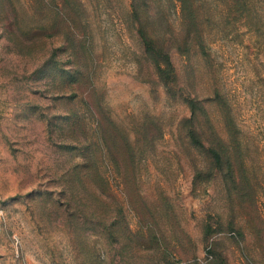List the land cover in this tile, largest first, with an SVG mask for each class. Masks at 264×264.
<instances>
[{
	"label": "rangeland",
	"instance_id": "374dc122",
	"mask_svg": "<svg viewBox=\"0 0 264 264\" xmlns=\"http://www.w3.org/2000/svg\"><path fill=\"white\" fill-rule=\"evenodd\" d=\"M0 264H264V0H0Z\"/></svg>",
	"mask_w": 264,
	"mask_h": 264
},
{
	"label": "trees",
	"instance_id": "16d2710c",
	"mask_svg": "<svg viewBox=\"0 0 264 264\" xmlns=\"http://www.w3.org/2000/svg\"><path fill=\"white\" fill-rule=\"evenodd\" d=\"M175 9L183 11L194 5V0H170Z\"/></svg>",
	"mask_w": 264,
	"mask_h": 264
}]
</instances>
